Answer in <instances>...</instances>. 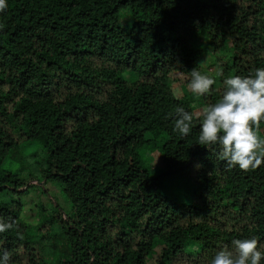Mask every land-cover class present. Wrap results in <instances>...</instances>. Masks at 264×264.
Wrapping results in <instances>:
<instances>
[{"label": "trees", "instance_id": "1", "mask_svg": "<svg viewBox=\"0 0 264 264\" xmlns=\"http://www.w3.org/2000/svg\"><path fill=\"white\" fill-rule=\"evenodd\" d=\"M201 40L227 60L194 96ZM257 67L264 0H7L0 220L13 227L0 252L11 264H209L234 239L264 243V163L230 168L197 144L199 119L181 137L169 116Z\"/></svg>", "mask_w": 264, "mask_h": 264}, {"label": "clouds", "instance_id": "2", "mask_svg": "<svg viewBox=\"0 0 264 264\" xmlns=\"http://www.w3.org/2000/svg\"><path fill=\"white\" fill-rule=\"evenodd\" d=\"M7 7V0H0V12ZM216 83L213 76L196 67L190 70L188 90L194 96H206ZM172 132L188 136L195 119L200 120L197 144L210 148L217 146L218 157L228 167L241 170L255 169L264 163V138L253 125L264 121V67H257L248 75H230L223 79L220 99L207 104L201 111L192 112L177 106ZM13 227L0 220V233ZM232 246L221 248L209 264H261L264 261V243L257 238L234 239ZM0 264H11L7 251L0 252Z\"/></svg>", "mask_w": 264, "mask_h": 264}, {"label": "rangeland", "instance_id": "3", "mask_svg": "<svg viewBox=\"0 0 264 264\" xmlns=\"http://www.w3.org/2000/svg\"><path fill=\"white\" fill-rule=\"evenodd\" d=\"M203 40H201L199 42V45H201L203 47ZM215 57L217 58H222V59H225L227 60V56L224 55V54H217L216 56L212 55L209 51V49H206L205 47H203V50L201 51L200 55H199V61L200 63L203 65V72L205 74H208V75H211L215 78L216 74H217V65L213 62V60H216ZM182 90L188 94V90L185 89V88H182ZM257 131H258V135L261 136V138H264V127H259L257 126L256 127ZM146 159V156L144 157ZM149 163V161H148ZM149 166V164H147ZM154 167V166H153ZM152 169V166L150 167ZM155 172H151V174H154ZM53 193V191H51V194ZM59 195V194H58ZM57 195V196H58ZM56 196V197H57ZM26 215L28 217L31 216V213L29 214L28 211L26 213Z\"/></svg>", "mask_w": 264, "mask_h": 264}]
</instances>
